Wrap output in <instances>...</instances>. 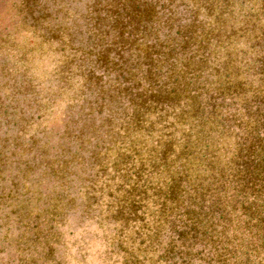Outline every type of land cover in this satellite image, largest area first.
<instances>
[{"label":"trees","instance_id":"trees-1","mask_svg":"<svg viewBox=\"0 0 264 264\" xmlns=\"http://www.w3.org/2000/svg\"><path fill=\"white\" fill-rule=\"evenodd\" d=\"M15 9L0 25V253L72 216L123 236L151 210L159 264L178 242L264 264V0Z\"/></svg>","mask_w":264,"mask_h":264},{"label":"rangeland","instance_id":"rangeland-1","mask_svg":"<svg viewBox=\"0 0 264 264\" xmlns=\"http://www.w3.org/2000/svg\"><path fill=\"white\" fill-rule=\"evenodd\" d=\"M19 1L0 0L1 27L11 24ZM257 56L255 53L254 58ZM147 212V222H130L123 236L114 222H78L75 216H70V222L54 223L49 237L38 241H28L16 232L20 239L13 242L11 249L16 255H10L11 251L0 253V264H159L157 253L150 251L148 231L143 230V226L154 225L151 210ZM177 247V264H216L217 258L206 250L187 248L185 255L181 242Z\"/></svg>","mask_w":264,"mask_h":264}]
</instances>
